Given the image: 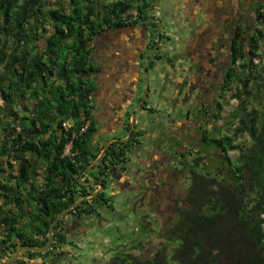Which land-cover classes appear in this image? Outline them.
<instances>
[{
  "label": "trees",
  "instance_id": "16d2710c",
  "mask_svg": "<svg viewBox=\"0 0 264 264\" xmlns=\"http://www.w3.org/2000/svg\"><path fill=\"white\" fill-rule=\"evenodd\" d=\"M147 1L58 0L52 9L48 0H0L1 259L10 260L22 246H46L57 215L78 203L57 223L51 250L26 251L12 264L54 262L72 242L61 230L69 216L101 218L104 210L114 211L104 177L108 170H127L126 154L141 144L144 132L135 128L128 141H113L93 165L105 144L96 139L94 77L102 70L92 42L148 20L157 34ZM154 36L141 55L143 70ZM252 39L241 42L239 51L232 49L219 97L229 93L235 110L224 126L201 128L204 150L198 156L181 153L177 171L191 183L167 243L152 256L120 254L116 264H264V64L255 63L264 31ZM162 59L156 53L148 71ZM147 105L146 100L141 109ZM214 106L200 111L208 121L210 115L222 117L223 104ZM83 173L85 181L96 184L80 183ZM100 185L104 191L92 195Z\"/></svg>",
  "mask_w": 264,
  "mask_h": 264
},
{
  "label": "rangeland",
  "instance_id": "374dc122",
  "mask_svg": "<svg viewBox=\"0 0 264 264\" xmlns=\"http://www.w3.org/2000/svg\"><path fill=\"white\" fill-rule=\"evenodd\" d=\"M57 1L58 0H48V4L50 8H56L57 7ZM102 2H111V1H119V0H100ZM197 1V2H196ZM219 0H217L218 2ZM222 1V0H220ZM143 2V1H142ZM204 2V20H200L201 24H204L207 22L205 19V15L207 17V11H208V0H148L147 3L149 5V14L151 17L156 20L158 24V28L163 32V37L159 42L158 47L160 46L158 50V54L161 56V50L163 49V45L167 44L168 47L173 49L169 52V56L167 58L162 59L159 61V69L154 70L151 69L148 71V74H145V65L144 67V75L142 73L141 80L138 84V100L135 103V107L138 106V104L141 103V100L144 98L146 91L152 92V94H148L147 102L149 104L155 103L154 108L158 107V110L160 111L159 115L154 114H148L144 117H142V110L141 107L138 108L136 112V122L138 123H146L147 129L145 128V135L146 132H150L152 134V138H141L142 143V149H145L146 144H149L151 142L155 141H161L162 138L166 139V148H168V153H170V157L172 158V162L174 164V168L172 171H170V174L168 176H172L174 173L176 176L173 181H175L174 185L172 186L171 193V201L165 203V207L163 212L161 213V217L158 219L154 216H152V205L150 200L146 202V205H149V209L145 211L143 208L140 209L139 207L137 209V206H135V198L136 197H143L148 196L153 198L154 191L150 188L149 183L145 181V178L143 177V172H140L139 170L148 171V169L144 168L145 162L147 159L151 157V155H148L145 152L136 151L134 154L137 156H141V158H145L146 160L142 161V164L139 161L131 162L130 163V178H131V186L121 188L119 186L115 189V197L113 202V208L114 211L104 210L102 212V216L100 219L95 217H87L80 221L81 225L84 227V236L78 237L77 234L70 235L69 240L72 241L73 247L67 248V251H71V254L76 255L75 263L78 264H98V262L95 261V259H99V264H106L109 261V254H133V255H139L143 254L146 256H152L155 254L156 250L158 249V245L164 246L167 243V240L165 241L166 234L171 228L172 223L175 221L176 213L175 209L179 207H185L188 196V188L190 186L191 180L189 176L187 177V174L184 173L181 170L176 171L174 169H177L178 167V161H181V153L190 154L192 152L193 157L198 156V151L200 149L204 150V144L200 142L201 134L199 127L196 123L198 122L199 126H203L204 128H208L209 130H213L215 126H224L227 119H229L230 114L233 110L236 108V102L232 103L229 102L230 96L229 93H225L223 96V99H220L221 96V88L217 87L214 88L210 87L209 91L206 92L204 95V105H212L211 111L215 108V102L214 100L217 99L221 104H223L222 107V114L221 119L216 120L211 116V119L208 121V118L199 117L198 110L196 109L198 105L197 103V97L195 94L197 93V90H195L193 93H190L186 91V85L190 81L189 77L183 76L185 69L184 66L187 67L186 59L181 54H185L189 58L192 56L191 52V46L195 44V40L197 37V34L195 33V26L191 23L190 15L188 16L187 13L191 11L190 7L197 8V6L201 7V4ZM138 5V4H137ZM190 6V7H189ZM190 9V10H189ZM193 10V9H192ZM195 11V10H193ZM147 25V29H148ZM169 30H172L170 32V35L165 34ZM123 30V29H122ZM122 30H114L108 33H113L115 36H119L120 32ZM116 31V32H115ZM130 32H134L133 30H129ZM126 32V31H125ZM148 32L150 35L152 34V29L149 28ZM134 38V37H133ZM136 38V36H135ZM97 41H95L96 43ZM93 43V47H96V44ZM131 44V43H130ZM100 45V44H99ZM97 44V49L99 47ZM128 45V44H127ZM156 45V44H155ZM139 51L140 50V43L135 46ZM154 49V48H153ZM185 51V52H184ZM260 51L258 54L259 56L256 58L255 63L264 64V41L260 44ZM157 51L155 52V54ZM95 54L98 56V50L95 52ZM151 55V53H150ZM261 55V57H260ZM179 57V58H178ZM171 58L174 63L177 62V70H174L173 72H170L171 76L176 77L177 80V89L176 86H173V88L170 86V84H164V81L159 76L164 71V69H167L163 66L167 67V60ZM166 61V62H165ZM97 62V61H96ZM143 62V61H142ZM170 63V62H169ZM179 63V64H178ZM128 64L132 66H137L138 62H135V59L128 62ZM142 65V64H141ZM130 67V66H129ZM140 71L143 69L142 66L140 67ZM172 71V70H171ZM165 72L164 74H167ZM107 76V75H106ZM158 76V77H157ZM221 74L218 76V80H220L221 83ZM149 78V84L147 87L148 79ZM105 79V80H104ZM102 78L101 80L104 82L107 78ZM159 80V84L158 81ZM97 84V94L94 96V104L96 107V122L98 127V132H100L99 139L100 140H110L111 138L117 137L115 139H119L120 133H117V131L113 132H107L105 129H103L104 121L102 118H100L101 113L99 112L103 106V97H101V91L98 90L99 82L97 79L95 80ZM155 82H157L158 86H155ZM205 85V83H204ZM175 88V89H174ZM157 91V93H155ZM173 92H176L177 97H172ZM100 93V94H99ZM187 95V96H186ZM192 95V97H191ZM220 95V96H219ZM219 96V97H218ZM170 102H166L165 99H169ZM140 100V101H139ZM196 101V102H195ZM183 109H186L189 113L188 120L179 118L183 115L181 114ZM132 110V109H131ZM130 110V111H131ZM132 112V111H131ZM100 113V114H99ZM170 114L174 117L176 116L177 119H173L176 122V125H174V128L177 127L178 123H185V122H191L194 126L193 128H187L185 133V136L183 137V140H178L174 142L171 140L172 138H178L180 139L179 130L182 131V129L178 125L177 130H171V126L168 125L170 121ZM212 114V113H211ZM203 115V114H202ZM160 118V120H159ZM123 120H126V117L123 118ZM172 120V119H171ZM202 120V121H201ZM112 124V123H111ZM196 126V128H195ZM191 127V126H189ZM227 129V127L225 126ZM170 132L172 133L170 135ZM160 138V140H159ZM176 146H180L183 148L182 150H176ZM150 147V146H149ZM173 155L176 156V159L173 158ZM178 155V156H177ZM204 156V154H202ZM232 156H236L235 153H232ZM181 169V167L179 168ZM8 170V169H6ZM137 175H135V174ZM3 175V174H2ZM167 176V174H166ZM139 179H138V178ZM141 178V180H140ZM109 188L106 190V194L108 197L112 196L110 194ZM158 204L163 203L160 199L158 200ZM136 210V212H133L132 210ZM143 216V218H142ZM149 221L153 224L154 228H157V223H159V227L154 230L151 229L150 235L147 237L148 232L145 230V225L143 224V219ZM87 221V223L85 222ZM148 221V220H147ZM157 221V223H156ZM171 221V223H169ZM110 224V226L108 225ZM148 226V225H147ZM150 229V228H149ZM148 229V230H149ZM150 231V230H149ZM147 237V238H146ZM142 240L144 241V244L142 248L135 249V246L138 245V243ZM75 242V243H74ZM164 243V244H163ZM79 247V248H76ZM22 253L20 257L23 255ZM70 259V258H69ZM6 261V259L4 260ZM67 259H63L62 262L64 264H75L74 262H67ZM53 261H49V264H52ZM57 263V261H56ZM35 264V263H34Z\"/></svg>",
  "mask_w": 264,
  "mask_h": 264
},
{
  "label": "crops",
  "instance_id": "0c3cea01",
  "mask_svg": "<svg viewBox=\"0 0 264 264\" xmlns=\"http://www.w3.org/2000/svg\"><path fill=\"white\" fill-rule=\"evenodd\" d=\"M216 1V0H214ZM197 2V1H196ZM209 5V4H208ZM190 7V6H189ZM207 20H214L217 16L216 10H213L210 6H207ZM191 11L187 13V15H190L191 23L195 26V33L197 34V37L199 35H202L204 32V22L201 24L199 22L200 20H204V2L201 4V7L197 6V8L190 7ZM189 9V10H190ZM195 11H193V10ZM212 9V10H211ZM206 18V15H205ZM156 21V20H153ZM152 22V21H151ZM129 30H133L134 32H130ZM118 31V30H117ZM126 31V32H125ZM116 32V31H115ZM170 32L172 30L168 29V32L165 34L170 35ZM136 36V38H135ZM134 37V38H133ZM150 33L143 28V26L138 27H128L123 29L120 32L119 36H115L113 33H106L103 35H100L96 40L92 42L95 43L97 41L96 47L94 48V54L95 60L97 61L98 65L101 67L102 72L95 76L94 79L100 81L98 85V90L101 91V97H103V108L99 111L101 115L103 116L102 120L104 121L103 129H105L107 132L112 131L117 133H120V139H125V131H124V120L123 118L126 117V115L130 112L132 106L135 105L138 100V84L141 80V77L144 75V70L142 69L140 71V67L142 66L141 55L146 53L147 49V43L150 42ZM131 43V44H130ZM140 43V50H138L135 46ZM97 44L99 45L97 49ZM128 44V45H127ZM98 50V56L95 54V52ZM170 47L167 46V44L163 45V49L161 50V56L164 58H167L169 56V52L172 51ZM194 49H192L193 51ZM138 65L132 66L128 64L130 61L134 60ZM171 59V58H170ZM165 60V59H164ZM166 62V61H165ZM167 67L163 66L162 68L164 71L159 75L162 80L164 81V84H170V86L173 88V86H177V80L175 75L171 76L170 72H173L174 70H177V66L175 67V63L173 62V65L169 63V60H167ZM179 64V63H178ZM159 63L155 65L153 68L155 71L159 69ZM130 66V67H129ZM172 70V71H171ZM179 70V69H178ZM167 74H164L167 72ZM143 73V75H142ZM107 75V76H106ZM158 77V76H157ZM107 78L106 81H102L101 79ZM105 80V79H104ZM158 84H159V80ZM157 82H155V86H158ZM150 85V84H149ZM150 88V86H149ZM176 88V87H175ZM174 88V89H175ZM157 93V91L155 92ZM97 94V91L95 95ZM100 94V93H99ZM149 94H152V92L149 91ZM172 97H177L176 92H173ZM166 102H170L169 99H165ZM154 104H149L146 106L145 109L142 110V117L148 115V114H154L159 115L160 111L157 108H154ZM138 110V109H137ZM152 110V111H151ZM99 113V114H100ZM171 119L168 123L173 125L171 126V130H177L178 125L184 126V123H178L177 127L174 128V125H176V122L173 119H177L176 116H172L170 114L169 116ZM160 120V118H159ZM112 123V124H111ZM137 130L140 132H144L145 135V128L147 129L146 123H138L136 122ZM146 136H142L141 138H152V134L148 131L146 132ZM172 133L170 132V135ZM100 132L97 133L96 139L98 141H101L102 144H107L111 139H115L117 137L111 138L110 140H100L99 139ZM128 135V134H127ZM180 135H185L184 132H181ZM176 138V137H175ZM178 139V138H177ZM176 139V141H178ZM183 138H180L181 140ZM141 140V139H140ZM160 140V138H159ZM175 141V142H176ZM142 143L137 147L134 148L132 151L128 152L126 154V159L129 161V168L131 162L139 161L142 164V161L146 160L145 158H141V156H137L134 153L136 151L145 152L148 155H151L149 159L146 160L144 168L148 169V171L139 170L140 172H143V177L145 178V181L149 183L150 188L154 191L153 198L148 196H143L141 199V207L140 209H144L147 211L150 206L146 205V202L148 200L152 201L154 200L155 196L158 197L160 195L159 187L162 185L166 186L164 184L167 183V180L169 181V178L166 176L167 171L172 170L175 166L173 164V168L168 163L164 165V161L170 157V153H168V148H166V139H163L161 141H155L151 142L150 145L146 144L145 149H142ZM150 146V147H149ZM172 159V158H171ZM168 162V161H166ZM131 169V168H130ZM130 169H127L126 172H121L119 170L114 171L113 177L119 180L122 183L121 188L129 187L131 186V178L129 176ZM135 174V173H134ZM136 175V174H135ZM137 176V175H136ZM138 178V177H137ZM139 179V178H138ZM141 180V178H140ZM116 181L112 180L111 187L109 190L111 191L110 194L115 197V189L117 188ZM152 203V202H151ZM152 211L155 214H161L164 210V207L157 208V206H152ZM158 210V211H157ZM149 220V219H148ZM143 224L145 226L149 225L148 221L146 219H143ZM36 264H42L41 260L34 261ZM33 262V263H34ZM75 263V261H73Z\"/></svg>",
  "mask_w": 264,
  "mask_h": 264
},
{
  "label": "flooded vegetation",
  "instance_id": "af4514ba",
  "mask_svg": "<svg viewBox=\"0 0 264 264\" xmlns=\"http://www.w3.org/2000/svg\"><path fill=\"white\" fill-rule=\"evenodd\" d=\"M208 4H209L208 6L213 8V10H216V13H217L216 18L211 21L207 20V17L205 18L207 22L204 24V32L202 33V35H199V37L196 38L197 40H195V44L191 46L192 47L191 49H194L193 51L191 50L190 52L192 53V56H190L191 58L186 56L185 55L186 52L184 51L185 54L182 53L180 56L181 59H179L180 61H182V56H184L185 59L187 58L186 59L187 67L184 66L185 72L183 76L185 75L186 77H189L190 81L186 85L187 86L186 91H187V88L190 93H193L195 90H197V93L195 94V96L197 97L196 105L198 106L196 109L198 110V113L200 115L199 117H201L200 119H202V117L204 118V115H202V113L200 112L202 109H204V106H206L207 108L212 107V105H204V95L206 94V92L209 91V88L213 86H215L214 88L220 87L221 88L220 90L222 92V85L225 79V74L229 66L231 65L230 55L232 53V49H236L237 51H239V48H240L239 45L241 42L250 43L253 33H256L258 35V33H260L261 31H264V0H222V1L219 0L218 2L217 0L216 1L208 0ZM148 21L151 22L150 20ZM147 22L143 25V28L148 31L149 28L151 27H148V29L147 27H145L149 25ZM162 33L163 32L161 30L159 32V28H158L157 34H154L152 30L153 36L155 35L154 37H156L155 38L156 44L158 43V40L159 41L161 40L160 35ZM152 34L150 35L149 41H151V38L153 37ZM149 43L150 42L147 43L146 47H148ZM159 48L160 46L156 50L157 53H158ZM176 66H177V62L175 63V67ZM220 74L222 76L221 83H220V80L217 79ZM176 89H177V86H176ZM215 100L214 102L216 103L217 99ZM134 108L135 106L132 108V111ZM181 114L183 116L179 118H182L185 120L189 119L188 117L189 113L186 109H183ZM100 118H103V116H100ZM131 120H132V116H131ZM193 123H196L197 126L199 127V130L202 132L201 128L203 129V126H199V123L196 121ZM184 124H185L184 126L179 125V127L182 129V131L180 130L178 131L179 135L183 131L186 132L187 128L194 129V126L191 122L190 123L185 122ZM135 128H137V125H135ZM184 136L185 135H182V136L180 135V138H183ZM176 139L177 138H172L171 140L175 142ZM175 147L177 148L176 150H182V152L184 150L180 146L175 145ZM167 163L168 165L171 164L173 168V164H172L173 162H172L171 157H169L168 159L164 161V165H166ZM128 164H127V169L129 167ZM174 170L176 173L177 169H174ZM114 171L116 170H108L104 179L106 178L107 184L108 183L110 184V185L108 184L109 188L111 187L112 180L118 182L117 188L119 186L122 187V183L113 177ZM170 171L169 170L167 171V177L169 178V181L167 180V183L164 184L166 186L162 185V187L161 186L159 187L158 190H160V195L158 197L155 196L154 200L151 201L153 203L152 206H157V208L165 207L166 201L167 202L171 201V195L173 194L170 191L172 189V186L175 183V181L173 180L176 175L173 173L172 176H168L170 174ZM82 180L84 182H88V181H85L83 178ZM89 183L96 184L94 182H89ZM102 187L103 188L98 186L96 192L98 193V192L104 191L105 188L104 186ZM139 198L141 197L135 198L136 199L135 206L137 207L141 206L142 204L140 201L141 199ZM159 199L161 202L163 201V203L158 204ZM132 211L136 212V210L134 209ZM155 213L152 212V216L159 219L161 217V214H155ZM175 213H176V209H175ZM84 218H87V217H84ZM67 219L68 221H66L62 226V229H61L62 232H68L69 236L70 235L73 236L75 234H77L78 237L84 236V232H85L84 227L80 223V221L83 219H81L80 217H74L72 215L69 216ZM85 222L87 223V221ZM148 223L149 225L147 227H149L150 229L156 230L159 227V223H157V221H156L157 228H154V226H152L153 224L149 220H148ZM169 223H171V221H169ZM108 225L110 226V224ZM69 246L64 247V252H66V254H64L66 255V257L64 259L68 258L69 262H73L75 261L74 259L76 258V255L71 254V251L66 250L67 248H69ZM108 254H109V261L106 264H116L117 263L116 257L119 256L120 254L107 253V255ZM60 258L56 259L53 263L57 264L56 261L59 260ZM62 260H60L59 262H61ZM95 261L98 262V264L100 262L99 259H95Z\"/></svg>",
  "mask_w": 264,
  "mask_h": 264
},
{
  "label": "water",
  "instance_id": "95a60500",
  "mask_svg": "<svg viewBox=\"0 0 264 264\" xmlns=\"http://www.w3.org/2000/svg\"><path fill=\"white\" fill-rule=\"evenodd\" d=\"M159 32H160V28H159ZM158 45H159V42L155 45L154 49H153L152 52H151V55L149 56V59H148L147 62H146V65H145V74H146V75L148 74V65H149L150 62L152 61V59H153V57H154V55H155V52H156V50H157V48H158ZM147 80H148L147 87H149V86H148V84H149V78H148ZM148 94H149V91H148V89H147L144 98L141 100V103L138 104V106H136V107L133 109V111H132L131 127H130V129H129V132H128L127 137H126L125 139H111V140L105 145L102 154H101L100 157L95 161V163H94L93 165L97 164V163L100 161V159L102 158V156H103L104 153L106 152L108 146H109L113 141H122V142H125V141H128V140L130 139L132 133L134 132L135 125H136V110H137L138 108H140L142 105H144V104L146 103V100H147V98H148ZM93 165H92V166H93ZM92 166L88 167V168L85 170L84 173H87L88 171H90V170L92 169ZM84 173L81 175V178L79 179V182L82 183V184L90 185L89 182H84V181L82 180V177H83ZM92 185H95V184H92ZM100 187L103 188L101 185H100ZM96 193H97V192H96ZM96 193H94V194H96ZM94 194H92V195H94ZM77 204H78V203H74V204L70 205L68 208H65L62 212H60V213L57 215L56 219L53 221V223H52V225H51V227H50V231H49V240H48L46 246H44V247H42V248H38V247H36V246H22L21 248H19V250L17 251L16 255H15L13 258H11L10 260L4 262V261L0 258V264H12L13 262H15V261L20 257V255H21L22 253H24V252H26V251L47 252V251L51 250V248H52V244H53V240H54L55 227H56L57 223L62 219V217H63V216L69 211V210L73 209ZM70 246L73 247V246H75V245H73V243H71ZM76 248H78V247L76 246ZM65 257H66V255L62 256L59 260H57V263H58L60 260L64 259Z\"/></svg>",
  "mask_w": 264,
  "mask_h": 264
},
{
  "label": "bare ground",
  "instance_id": "6f19581e",
  "mask_svg": "<svg viewBox=\"0 0 264 264\" xmlns=\"http://www.w3.org/2000/svg\"><path fill=\"white\" fill-rule=\"evenodd\" d=\"M52 264H54V263H52Z\"/></svg>",
  "mask_w": 264,
  "mask_h": 264
}]
</instances>
